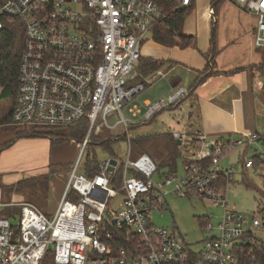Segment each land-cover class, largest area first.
I'll return each instance as SVG.
<instances>
[{
    "label": "built area",
    "instance_id": "built-area-1",
    "mask_svg": "<svg viewBox=\"0 0 264 264\" xmlns=\"http://www.w3.org/2000/svg\"><path fill=\"white\" fill-rule=\"evenodd\" d=\"M170 1L180 10L194 0ZM219 1L255 17L254 45L264 52V0ZM208 14L214 16V7ZM166 18L153 0H0V31L7 22L20 23L24 30L14 125L86 128L54 212L17 202L8 205L19 208L16 224L0 216V264H43L47 254L51 264H242L245 247L264 243L257 234L264 235V216L247 217L227 208L225 187L233 165L221 166L237 149L257 145L264 129L229 144L201 133L195 147L185 133L172 132L174 140L187 145L180 151L183 178L176 172L159 175L149 155L131 159L129 152L123 165L115 159L112 166L114 158H109L98 162L92 176L80 174L91 139L104 128L123 124L130 143L121 110L146 87L136 82L135 69L146 36ZM186 95L180 88L147 104L144 121ZM114 113L121 120L110 126ZM121 166L118 183L115 172ZM253 166L246 161V167ZM167 197L205 200L223 209L215 227L210 219L202 226L211 236L199 250L175 230L151 222L153 211L167 207Z\"/></svg>",
    "mask_w": 264,
    "mask_h": 264
},
{
    "label": "rangeland",
    "instance_id": "rangeland-1",
    "mask_svg": "<svg viewBox=\"0 0 264 264\" xmlns=\"http://www.w3.org/2000/svg\"><path fill=\"white\" fill-rule=\"evenodd\" d=\"M217 25L215 26V33L213 34L214 25L212 21L206 18L204 8H193V11L187 16L184 23V32L194 37L195 45L194 49L200 51L206 47L208 43L212 42V34L223 40L229 39L232 32L244 27L247 24L240 17L241 12L237 8L222 4L218 6L217 10ZM249 15V14H248ZM197 34L199 38H197ZM151 34L146 36V41L143 44L141 56L145 59L149 57L159 56L162 66L160 71L163 77H158L152 82H146L144 90L128 102L121 110L122 116L127 120L128 137L131 139L128 142L127 137H124L126 127L123 124L117 126L114 129L104 128L102 133L93 137L91 143L88 145L85 154L82 158V166L80 174H84V167L87 161H92L94 158L100 162L111 157H116L121 165L126 162L128 152L130 157H135L139 153L146 152L151 157L152 154L166 158L170 160L175 157L174 170L178 178L184 177L183 165L181 164L182 158L178 156V149H182L186 145V141H183L180 145L177 144V140L171 137V133L176 131L179 133H185L189 141H194L197 131L194 129L189 121L188 113V100H184L177 108L164 109L153 116L152 120L145 122L144 113L146 110L145 100L150 99L151 103L160 99H167L168 94L164 95V91H171V83L174 79H179L180 83L175 87V91L180 88L188 90L195 82L197 73L191 68H186L181 65L175 66L170 63L169 57L165 56L163 52H157L159 49L167 50L162 46L156 44L151 40ZM148 42V43H147ZM148 49L155 50L147 55ZM179 49V47H178ZM202 53V52H201ZM200 55L202 59H206V56ZM156 73V75H158ZM257 104L254 103L253 110L257 113V121L264 122V90L263 92L255 91ZM255 96V95H254ZM248 97V96H247ZM261 101V102H260ZM248 102V101H247ZM12 108V102L8 99H0V118L9 113ZM252 108V107H251ZM118 120H121L119 113L111 114L108 118L110 126L114 125ZM258 123V122H257ZM6 128V129H5ZM30 129V128H28ZM25 130L23 126L8 125L7 127H0L2 134H12V141L20 145H25V141L36 139H48V138H26L15 136L22 133ZM47 130V129H37ZM49 132L65 136L66 131L63 128H50ZM210 138V137H209ZM49 140V139H48ZM212 140V139H210ZM50 141V140H49ZM67 140L62 144L51 145L52 147L59 148V154L57 157H61V162L67 157H71L75 145ZM189 148V147H188ZM24 151L32 152L31 146H24ZM255 156H260L264 160V148L260 145H254L250 148L237 149L231 155V158L225 159L222 162L223 167H228L229 163L233 165L232 180L225 187V202L228 209L235 210L239 213L246 215L247 217L264 215V165L246 167V161L251 160ZM77 157V155H76ZM168 157H170L168 159ZM64 164V163H62ZM71 164L60 165L54 167L51 170V175L47 179L49 191L47 194V201L38 200V196L28 198L23 195H11L6 197H0V215L9 206L7 204L12 202H28L35 205L39 210L52 214L58 204L61 197V193L65 182L67 180L68 169ZM161 174V173H160ZM13 196L15 200L12 199ZM9 200V201H6ZM167 207L162 211H153L150 215L151 222L155 227L165 228L169 230H175L180 239L189 244L194 250H199L202 243L208 239L211 234L206 232L200 224L198 218L207 217L210 219V224L215 227L221 217L223 209L221 207H212L210 202L201 201L194 198H177L167 197ZM17 216L12 220L13 224H16ZM259 237L264 240V235L257 233ZM43 264H49L47 260Z\"/></svg>",
    "mask_w": 264,
    "mask_h": 264
},
{
    "label": "crops",
    "instance_id": "crops-1",
    "mask_svg": "<svg viewBox=\"0 0 264 264\" xmlns=\"http://www.w3.org/2000/svg\"><path fill=\"white\" fill-rule=\"evenodd\" d=\"M222 4L233 6L227 2H219L214 8V16H211L208 14V8L214 7L213 0H194L192 11L195 7L198 9L200 7L204 8V12L207 13L205 15L206 18L212 21V25L215 27L218 21V6ZM240 17L247 22L244 27L233 31L227 40H221L216 36L213 44L208 43L200 51L194 49L193 45H195V42L184 49L162 46L167 50H157V52H163L165 54L164 57H169L170 60L168 61L175 66L189 67L196 73L203 72L209 66L210 70L220 73L217 76L209 77L191 95H188L189 89H185L187 95L184 100H188L189 106L188 123H191L197 131L194 139H196L198 134L202 133L208 138L210 137L209 139H212V141L237 140L244 134L258 133L264 129V122L257 121L256 118L258 116L252 106L259 101L254 90L260 93L264 90V52L256 49L254 45L255 17L246 13H241ZM184 33L186 34V32ZM197 38H199L198 34ZM150 52H155V50L148 49L147 55H150ZM197 54L206 56V59H202ZM149 61L158 62L162 66L161 62L164 60L155 55L146 59L141 56L140 63L135 69L141 82H152V80L164 76L162 73H158L160 70L153 74H141V71L145 70L144 66ZM239 69L241 70L236 72ZM160 74L162 76H159ZM179 83L180 80L178 78L174 79L171 83L172 90L164 91L163 94H168L169 97L175 92V87ZM149 103H151V100L146 99L145 107ZM2 132L6 131H0V146L12 140V134L15 133L14 131L7 135V132L5 134H2ZM25 142L24 146H31L33 148L32 152L24 151V146L20 145L18 141L13 142L8 148L0 151V180L2 184H16L26 178L50 174L51 170H54L56 166L72 165L79 148L78 143L71 140L70 142L75 145L72 156L63 160L66 162H61V157H57L59 148L52 147L48 139H36ZM195 146L194 141L193 147ZM135 158L133 157V159ZM181 164L183 165L182 161ZM173 171L175 172L174 169ZM161 173H168V170H163ZM15 197L13 196L12 199L15 200Z\"/></svg>",
    "mask_w": 264,
    "mask_h": 264
},
{
    "label": "trees",
    "instance_id": "trees-1",
    "mask_svg": "<svg viewBox=\"0 0 264 264\" xmlns=\"http://www.w3.org/2000/svg\"><path fill=\"white\" fill-rule=\"evenodd\" d=\"M155 1L160 10L166 14L167 18L158 26H156L151 32L152 40L166 48L179 47L181 49L187 48L194 42V37L191 35H186L183 32V27L185 19L192 11V6L188 9L175 10V5L170 0H153ZM214 1V8L220 2L219 0ZM215 33V27L212 31ZM212 34V42L214 43L215 35ZM24 52V30L20 23H11L7 22L2 30L0 31V99H8L12 102V108L3 117L0 118V127H5L8 125H13L12 121V112L15 106V101L18 92V76H19V63L21 56ZM140 63V61H139ZM138 63V65H139ZM211 63V61H210ZM145 70L141 71V74H153L157 72L160 68L158 62L149 61L145 66ZM236 70V72L240 71ZM220 73L217 71L210 70L209 66L204 69L203 72H198L194 84L189 88L188 95H191L192 92L201 84H203L209 77L217 76ZM138 76L136 82H140L141 79ZM170 107V109L177 108L182 101ZM152 120V119H151ZM148 122V121H147ZM22 133H19L15 136V139L18 137L26 138H48L51 145L62 144L67 140H73L77 143L82 142L84 139L86 128L75 126L69 128H63L66 131L65 136L58 135L52 132H49L50 128H26ZM37 129H47V130H37ZM231 140H227L229 144ZM13 143L12 140L0 146V151L8 148ZM258 144L264 148V137L259 139ZM226 148L227 145H224ZM181 149H178V156L180 157ZM146 153V152H143ZM141 154V153H139ZM147 154V153H146ZM138 155V154H137ZM136 155V156H137ZM149 155V154H147ZM154 157H150L155 161L158 167V174L163 170H168V173L161 174H170L173 173L175 166V157L170 160H166L161 156L152 154ZM117 159L116 157H111ZM170 157H168L169 159ZM181 158V157H180ZM254 166L264 165V160L260 156H255L251 159ZM98 171V161L94 158L92 161H87L84 167V174L92 176ZM122 175V166L117 169L115 172V177L120 180ZM49 174H43L39 176H34L26 178L12 185H4L0 180V191L3 197L10 199L11 195H23L28 198L38 196V200L47 201V194L49 191V186L47 184V179ZM231 181L228 182V184ZM117 183V184H118ZM227 183L226 180L222 181V184ZM263 191H264V181H263ZM9 201V200H6ZM10 204V203H9ZM7 204V205H9ZM43 212V211H42ZM46 213V212H43ZM19 214V208L9 207L5 209L0 215L1 217L14 220L15 217ZM264 216V215H263ZM200 224L203 226L208 223L209 220L206 217L198 218ZM45 260L51 264V255L47 254ZM45 262V261H44ZM242 264H264V243L249 245L244 248L243 254L241 256Z\"/></svg>",
    "mask_w": 264,
    "mask_h": 264
},
{
    "label": "water",
    "instance_id": "water-1",
    "mask_svg": "<svg viewBox=\"0 0 264 264\" xmlns=\"http://www.w3.org/2000/svg\"><path fill=\"white\" fill-rule=\"evenodd\" d=\"M177 144L180 145V141H177ZM110 164L112 166H115L116 165V160L115 159H111L110 160ZM108 170L111 172L113 170V167H110Z\"/></svg>",
    "mask_w": 264,
    "mask_h": 264
}]
</instances>
